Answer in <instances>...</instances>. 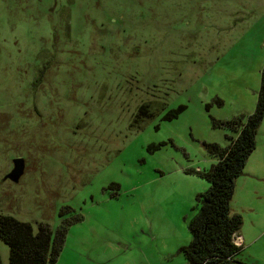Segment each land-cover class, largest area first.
Listing matches in <instances>:
<instances>
[{"label": "rangeland", "instance_id": "374dc122", "mask_svg": "<svg viewBox=\"0 0 264 264\" xmlns=\"http://www.w3.org/2000/svg\"><path fill=\"white\" fill-rule=\"evenodd\" d=\"M263 69L264 0H0V214L65 226L55 264H189L204 142L236 137L216 123L255 111ZM231 208L264 264V119Z\"/></svg>", "mask_w": 264, "mask_h": 264}, {"label": "trees", "instance_id": "16d2710c", "mask_svg": "<svg viewBox=\"0 0 264 264\" xmlns=\"http://www.w3.org/2000/svg\"><path fill=\"white\" fill-rule=\"evenodd\" d=\"M139 114L148 115L147 106H141ZM244 118L238 116L216 123L237 135L229 137L230 143L226 147L216 142H204L206 151L217 162L208 170L193 171L207 180L210 188L197 195L199 211L188 223L192 241L180 249L189 264H250L238 257L244 247L236 241L243 218L233 213L231 201L235 181L256 148L257 131L264 119V69L255 111ZM66 234L65 226L53 236L46 224H40L35 232L31 223L0 214V238L10 248L9 264H55L63 250ZM0 264H3L1 254Z\"/></svg>", "mask_w": 264, "mask_h": 264}, {"label": "water", "instance_id": "95a60500", "mask_svg": "<svg viewBox=\"0 0 264 264\" xmlns=\"http://www.w3.org/2000/svg\"><path fill=\"white\" fill-rule=\"evenodd\" d=\"M25 171V161L22 158L14 160V167L12 172L8 175L14 182H18Z\"/></svg>", "mask_w": 264, "mask_h": 264}, {"label": "built area", "instance_id": "2783aa9c", "mask_svg": "<svg viewBox=\"0 0 264 264\" xmlns=\"http://www.w3.org/2000/svg\"><path fill=\"white\" fill-rule=\"evenodd\" d=\"M236 241L240 245L242 243L241 237H238Z\"/></svg>", "mask_w": 264, "mask_h": 264}, {"label": "crops", "instance_id": "0c3cea01", "mask_svg": "<svg viewBox=\"0 0 264 264\" xmlns=\"http://www.w3.org/2000/svg\"><path fill=\"white\" fill-rule=\"evenodd\" d=\"M238 235H239V237H241V240L243 241L244 239H243V236L240 234V232L238 233ZM241 244L244 245V243H241ZM244 246H245V245H244Z\"/></svg>", "mask_w": 264, "mask_h": 264}]
</instances>
